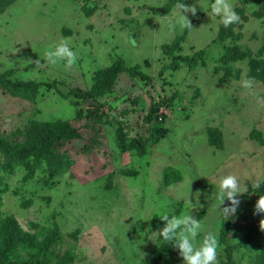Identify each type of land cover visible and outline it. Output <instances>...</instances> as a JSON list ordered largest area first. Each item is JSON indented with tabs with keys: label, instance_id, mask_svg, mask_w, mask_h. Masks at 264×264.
I'll return each instance as SVG.
<instances>
[{
	"label": "rangeland",
	"instance_id": "1",
	"mask_svg": "<svg viewBox=\"0 0 264 264\" xmlns=\"http://www.w3.org/2000/svg\"><path fill=\"white\" fill-rule=\"evenodd\" d=\"M178 2L0 0V74L58 83L29 96L0 90V138L25 145L67 126L80 133L57 146L54 172L42 162L5 165L0 155V228L15 220L34 245L9 261H26L49 241L46 264H144L162 245L159 264H183L171 243L150 241L145 230L189 210L204 212L200 237L218 236V264H264V213L254 210L264 194L255 187L264 182V4L229 0L239 19L225 27L213 0H183L197 7L186 14L189 28L176 23ZM179 37L182 55L205 51V66L171 69L162 48ZM64 39L76 62L50 64L43 51ZM227 51L236 58L225 64ZM117 59L140 64L151 80L120 74L102 96L67 95L105 87L100 71ZM162 98L156 118L151 107ZM228 174L246 191L236 214L221 218L215 193ZM195 197L200 206L191 209Z\"/></svg>",
	"mask_w": 264,
	"mask_h": 264
},
{
	"label": "trees",
	"instance_id": "2",
	"mask_svg": "<svg viewBox=\"0 0 264 264\" xmlns=\"http://www.w3.org/2000/svg\"><path fill=\"white\" fill-rule=\"evenodd\" d=\"M258 4H264V0H255ZM96 4L92 3V6H86V11L91 14L95 11ZM261 15V13L259 14ZM224 37L221 36L220 41H223ZM181 37L174 39L170 44L163 46L162 50L164 54L168 55L171 59L172 64L171 69L175 70L180 67L181 64H187L189 67L205 66V51L200 50L199 52L193 53L191 55H182L180 52L182 48L179 43ZM227 50L226 47H223ZM236 57L232 54L225 52L221 61L227 64L229 61L234 60ZM143 64L148 66L147 60H143ZM103 76L109 78L107 79V84L95 91H86L79 88L72 89L68 91L67 95L74 97L76 100H88L93 99L96 96H102L109 92L110 86L117 79L120 74H127L130 76H137L145 82H149L151 79L146 75L141 68L140 64L128 65L121 59L115 60L110 66L100 71ZM57 81L53 80L51 82H34V81H21L13 80L8 77L5 73L0 74V90H6L14 96H29L34 94V92L39 88V86H45L48 89L57 88ZM163 102L155 103L151 107V113L154 114L156 118L160 117L159 108L166 101L162 98ZM166 105V103H165ZM151 119V116H148ZM159 136H163L166 130L158 129L156 131ZM80 133L77 129L66 127V130L55 133L53 131H47L41 138L37 141H33L30 144L25 145H12L9 144L7 139L0 138V155L3 157V164H8L13 162V164L25 165L28 162H32L35 167H39L40 163L46 165L48 170L54 172L55 165L59 164V156L57 155L56 148L61 144L62 141L78 139ZM1 165V164H0ZM261 190L264 191V182L260 183ZM204 212H199L195 218H201ZM231 224V220H227L221 229V241L225 244L226 233ZM1 236V248H0V264H46V259L49 256V241H46L42 247L38 250H34V253L29 259L22 262L9 261L8 257L17 247L23 248H33V242L30 240L28 235L22 231L15 220L8 219L5 224L0 228ZM165 252V246L159 247L155 251V255L144 262V264H159L163 253Z\"/></svg>",
	"mask_w": 264,
	"mask_h": 264
},
{
	"label": "clouds",
	"instance_id": "3",
	"mask_svg": "<svg viewBox=\"0 0 264 264\" xmlns=\"http://www.w3.org/2000/svg\"><path fill=\"white\" fill-rule=\"evenodd\" d=\"M176 9L178 16L176 23L181 27L191 28L186 14L196 13L197 7L195 4L185 5L183 0H179L176 4ZM210 11L213 15L220 17V21L225 27L237 22L239 19L229 0H213L210 4ZM43 56L53 65L60 61L66 62L67 65H73L77 59V54L72 50L67 39L47 47L43 51ZM255 187L256 192L261 188L260 184H256ZM245 191L246 186L241 190L236 175L228 174L220 178L218 191H216L215 196L218 202V213L221 218H231L236 214L240 204L238 196ZM196 197L194 203L189 202L191 209L200 206L196 201ZM225 201H228V204L221 207ZM254 210L256 213H264V194L259 195L254 205ZM159 220L164 222L162 228L159 230H145L149 232L147 238L150 241L163 242L166 245L171 243L172 247L178 251L183 264H218V236L214 232H207L200 237L202 230L201 221L191 215L189 210L180 215L163 214ZM260 228L264 229V220L260 221ZM141 234L144 235V233Z\"/></svg>",
	"mask_w": 264,
	"mask_h": 264
}]
</instances>
